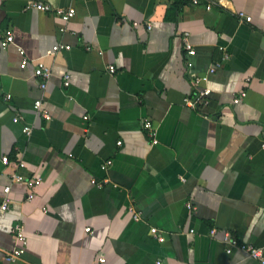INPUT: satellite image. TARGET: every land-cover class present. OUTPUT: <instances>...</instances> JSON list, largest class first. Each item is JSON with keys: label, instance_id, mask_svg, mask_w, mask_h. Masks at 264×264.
<instances>
[{"label": "crops", "instance_id": "0c3cea01", "mask_svg": "<svg viewBox=\"0 0 264 264\" xmlns=\"http://www.w3.org/2000/svg\"><path fill=\"white\" fill-rule=\"evenodd\" d=\"M209 1L0 0V159L26 164L17 170L0 160V208L11 186L0 264H260L239 250L228 255L222 239L230 232L264 247V0H211L208 9ZM30 2L77 14L65 24L26 9ZM7 31L14 41L3 49ZM185 33L194 57L184 53ZM58 44L72 48L46 55ZM38 61L52 72L45 89ZM194 74L212 90L200 110L185 103ZM39 99L50 120L34 110ZM145 119L158 128V145ZM15 172L43 179L33 200L12 182ZM16 223L28 247L7 263Z\"/></svg>", "mask_w": 264, "mask_h": 264}, {"label": "built area", "instance_id": "2783aa9c", "mask_svg": "<svg viewBox=\"0 0 264 264\" xmlns=\"http://www.w3.org/2000/svg\"><path fill=\"white\" fill-rule=\"evenodd\" d=\"M224 0H216L217 5H222ZM191 3L194 5H198L200 3V0H191ZM215 3H213L211 0L209 1L208 9H210ZM26 9H34L40 12L44 13H55L65 24L69 23L72 19L75 18L77 11L74 8H54L49 4L39 3V2H30ZM239 16L241 18L245 17L244 13H240ZM245 20L250 22L252 20L251 17H245ZM135 25H138V23H135ZM148 28L151 29V24H148ZM190 34L185 33L183 37V50L187 57H194L196 55V49L191 43L189 39ZM14 41V37L12 35V31H7L5 34V37L1 41V46L3 49H6L9 47L10 44H12ZM71 46L69 45H63L58 44L55 45L46 55H54L62 50L70 51ZM87 50H91L90 47L87 48ZM19 54L22 57L21 65L20 67L22 69H25L28 65V58L26 56V52L23 49H19ZM227 55H224L223 61L227 59ZM222 61V62H223ZM222 66V63L218 62L214 66H212L209 70V74H214L220 67ZM187 67L189 70L193 67V63L191 61H187ZM108 70L111 74L116 73V67L114 65H109ZM34 75L41 79V88L45 89L47 82L52 76L51 69L47 67L42 61H38L36 64V68L34 71ZM69 76L64 77V86L68 87L70 85ZM206 77H202L200 75L194 74L192 75V83L195 87V94L192 98H187L185 100V103L188 107L194 109V110H200L204 107L209 106L210 104V96L212 93V90L207 86L203 85V83H206ZM246 97V92L242 91L240 94L234 99V104L239 105L242 100ZM11 96L7 95L5 97V101H10ZM34 110L41 114L44 119L50 120V114L46 109H43V100L39 99L35 101L34 103ZM88 118L85 117V120ZM20 121L19 117L14 118V122L18 123ZM143 129L147 131L149 137L152 139V145H158V128L155 127L151 120L145 119L142 122ZM32 127L25 126L23 128V133L30 137L32 134ZM121 142H118V145H121ZM264 148V145H263ZM2 164L5 167H10L14 165L17 170L24 169L26 167V164L23 161H19L16 163H13L9 157L5 156L1 159ZM113 164L112 160H107L101 165V169L103 171H107ZM11 180L13 183L23 184L25 185L29 190L30 194L28 196L29 200H33L35 197V191L36 189L41 186L43 179L39 176H32L27 177L20 173H13L11 175ZM92 184L97 185L98 187H103L106 183L105 182H97L96 180H92ZM11 192V186H7L4 189L5 193V199L3 202V205L0 208V212H6L8 210V206L10 203L9 194ZM188 209L194 211L196 210L195 207L192 206L191 203L187 204ZM133 219L137 222H140L142 220V215L140 212H138L134 207H130L129 209ZM11 233L13 235V243L14 246L10 252H8L4 256V260L7 263H13L17 260H19L25 253L28 247V239L25 234V226L22 223H16L15 225L11 226ZM86 231L88 233H93L90 228H87ZM151 233L154 235H157V238L159 241L163 242L164 238L162 236H159V232L156 228L151 229ZM217 234V230L213 228L210 231L211 236H215ZM223 243L225 244L226 253L228 255H231L235 250H239L241 252H244L248 255L250 259H253L260 264H264V247H255L253 245L245 244L239 241L237 237L232 235L230 232H225L223 234ZM101 262H104V259H101Z\"/></svg>", "mask_w": 264, "mask_h": 264}]
</instances>
